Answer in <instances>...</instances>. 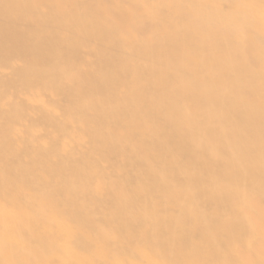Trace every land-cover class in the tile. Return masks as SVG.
I'll return each instance as SVG.
<instances>
[{
  "label": "bare ground",
  "instance_id": "bare-ground-1",
  "mask_svg": "<svg viewBox=\"0 0 264 264\" xmlns=\"http://www.w3.org/2000/svg\"><path fill=\"white\" fill-rule=\"evenodd\" d=\"M0 264H264V0H0Z\"/></svg>",
  "mask_w": 264,
  "mask_h": 264
}]
</instances>
